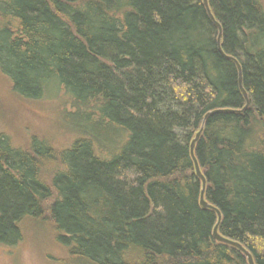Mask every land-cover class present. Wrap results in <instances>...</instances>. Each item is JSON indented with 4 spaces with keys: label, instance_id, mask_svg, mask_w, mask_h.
<instances>
[{
    "label": "trees",
    "instance_id": "1",
    "mask_svg": "<svg viewBox=\"0 0 264 264\" xmlns=\"http://www.w3.org/2000/svg\"><path fill=\"white\" fill-rule=\"evenodd\" d=\"M208 1L223 52L203 0H0V72L27 100L64 90L77 134L61 151L0 134V243L49 210L83 264H248L200 205L204 124L219 234L264 264V4Z\"/></svg>",
    "mask_w": 264,
    "mask_h": 264
},
{
    "label": "rangeland",
    "instance_id": "2",
    "mask_svg": "<svg viewBox=\"0 0 264 264\" xmlns=\"http://www.w3.org/2000/svg\"><path fill=\"white\" fill-rule=\"evenodd\" d=\"M73 111L72 100L64 90L56 96L27 100L13 92L10 81L0 72V134L7 136L13 146L27 149L36 138L58 151L68 148L77 137L72 129L76 120L70 119ZM44 177L49 183L51 175L45 173ZM48 212L39 220L26 219L21 223L23 238L17 244L0 243V264H83L57 242Z\"/></svg>",
    "mask_w": 264,
    "mask_h": 264
},
{
    "label": "water",
    "instance_id": "3",
    "mask_svg": "<svg viewBox=\"0 0 264 264\" xmlns=\"http://www.w3.org/2000/svg\"><path fill=\"white\" fill-rule=\"evenodd\" d=\"M203 3H204V6H205V8H206V10L208 12V15L210 16V18L213 20V22L215 23V25L219 29V37H218V42H217L218 43V49H219L220 52H223L222 51V46H221L222 45V27L215 20L214 15L212 14V11H211V8H210V5H209V1L208 0H203ZM227 57L230 60H232L236 64V66L238 68V72H239V86H240V89H241V91L243 93V96H244V98L246 100V106H245V109H246L249 106V97H248V94L245 91L244 86H243V76H242V68H241V65H240V63L238 62L237 59H235L233 57H229V56H227ZM217 112H219V111H213V112L208 113L206 115V117H205V120L209 116L214 115ZM203 127H204V124H203L201 130L197 133L195 139L192 141L191 148H190V150H191V156H192L193 161H194V164H195L196 174H197L198 178L202 181V190H201V196H200V205H201L202 209H204V210H212V211H216L217 212L218 222H217V225L215 226V228L213 230V236H214L215 240L218 241V242H220V243H223V244L232 246L234 248H237L239 251H241L245 255V257H246V259L248 261V264H256L255 263V260H254V258L252 256V254L249 251H247L240 243H238L236 241H233V240H230L228 238H225V237H223V236H221L219 234V230L218 229H219V225H220V222H221V219H222V215H221V213L214 206L208 204L206 202V200H205L207 180H206L203 172L201 171V167H200V165L198 163V160H197V158L195 156L196 145H197V143H198V141H199V139H200V137L202 135Z\"/></svg>",
    "mask_w": 264,
    "mask_h": 264
}]
</instances>
